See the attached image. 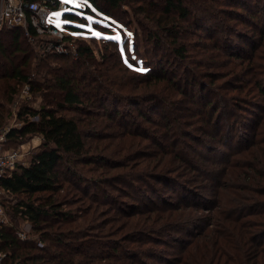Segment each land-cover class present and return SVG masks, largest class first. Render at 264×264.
Returning <instances> with one entry per match:
<instances>
[{"label": "trees", "instance_id": "16d2710c", "mask_svg": "<svg viewBox=\"0 0 264 264\" xmlns=\"http://www.w3.org/2000/svg\"><path fill=\"white\" fill-rule=\"evenodd\" d=\"M79 1L82 7L77 11L66 12L64 16L67 20L74 22L83 18L78 14L81 11L106 19L105 29L125 26L126 30L120 32V41L104 40L102 42L113 45L114 49H124L126 41L131 37L128 34L131 29L114 12L123 3V0ZM164 1L167 13L175 10L180 13L182 18L189 17L182 0ZM253 5L255 6L254 10L249 3L240 5L242 9L250 11L246 21L254 28L251 37L255 33H259L256 40L252 42L251 51L242 48L244 54L228 52L229 50L222 46L223 53L242 60H238V62L228 60L227 63L230 64H228L227 70L221 74H213L208 86L202 85L199 91L193 90L194 85L191 89H186L183 87L186 82L170 79L163 76L162 73H150V67H147L149 72L146 73L149 74L147 78L152 79L155 88L145 92L146 97L156 101L160 99L162 96L159 89L160 83L166 81L172 90L182 95L183 99L190 98L192 102L189 108L190 113L194 111V115L197 117L196 121L204 123L203 128L209 131L211 140H217L221 145L228 144L230 135H237V132H234L238 124L237 116L238 113L245 110L242 103L236 102V99L230 101L229 98L232 95L219 90L217 82L219 80L228 81L235 75L237 67H241L248 71L247 75L251 80L241 85L235 82L231 89L247 91L250 95L251 91H256L259 98L264 100V52L257 53L258 46L264 50V25H258V21L264 22V14L258 16L259 4L253 3ZM261 9L264 10V6ZM227 12L234 14L232 9ZM230 19H234V16H231ZM65 27L71 31L87 32L70 24L65 25L64 29H66ZM99 27L104 30L103 26ZM29 32L31 35H37L32 28L29 29ZM20 34H23L20 27L0 28V57L7 60L4 73L0 75V81L3 83V86L0 84V130L11 115L9 105L17 93L18 84H29L30 90L39 93L43 100L45 99V103L39 106L23 104L16 116L19 125L10 128L3 141V149L8 150L15 148L16 143H21L30 135L41 136L39 145L29 153V164L27 166L19 165L18 169L6 173L0 179V202L4 210L14 215L19 214L17 217L27 220L32 229V234H26V237L21 239L18 237L17 228L14 225L0 222V253L5 254L0 261L2 264H101L103 259L106 261L103 262L104 264H125L124 259L127 257H130L128 260L130 262H126V264H151L149 260L137 258L135 254L123 256L118 250V244H113L114 240H110V238L108 241L102 242L110 248L106 251H98L97 242L101 241L96 240V237L101 234L110 235L109 237L116 234L117 227L122 223L119 221L124 215H126V240L137 245L134 246L137 253H145L148 259L154 258L158 264H264V242H262L264 241V224L254 230L252 228L257 221L261 222L264 219V200L257 197V195L264 196V106L252 123V134L242 138V144L240 143L239 147L237 146L225 154V161L222 164H216V158L209 154H200L201 159L205 160L208 166L201 165L191 155L186 154L185 156L182 151L176 150L177 143L174 142L172 136L179 130L180 124L175 125L173 118L171 119L172 109L168 108L164 112H159L160 118L154 121L152 116H148L144 112L145 106H136L138 118H144L154 123L160 121L163 123L161 127L166 130L163 132L157 130L156 135L151 136L143 132L145 125L140 126L135 120L134 127L129 128L130 130H127L126 133L128 136L138 135L139 137L144 134L145 136L140 142H135V146L141 148L142 141L150 139L151 143L157 149L159 148L158 151L161 154L156 152L158 159L155 163L143 162L141 157L147 159L149 154L141 156L140 150L132 152L129 150L131 144L128 143L123 149L124 154L121 162L114 166L126 170L125 172L122 170L116 172L113 177L120 179L125 176L123 182L128 187L126 196L135 201V197H138L142 192L143 195L148 194V199L151 194L160 195L151 181L160 185L168 183V186H173L174 189L180 186V190H174L177 200L181 198L183 199L180 200L181 202L189 201L190 203L181 204L184 207L180 204L174 205V207L184 209H187L185 207L194 208L197 207V203L200 204L196 193V189L199 187L197 181L201 180L206 186L214 187L211 199L215 204L212 212L205 215L207 217L204 220L205 224L199 222L202 219L198 216L191 223V227L185 228V230L186 223L180 222V219H185L184 211L173 212L160 204L158 205L157 202H147L146 196H144L142 204L126 202V208H121L123 202L119 203V206L116 202L105 204L96 193L89 194L86 188L82 189L78 183L83 180L82 173L74 168L76 164L85 166L98 164L100 167H108L104 158L100 159L98 154L91 153L92 146L88 145L86 140L87 129L98 127V111L103 108V104L99 102L94 106L90 100V106L86 107L83 104V96L86 92L81 88L85 79L78 78L67 70L62 73L61 68L55 69L46 66L45 60L40 55H29L28 60L25 56L20 63L11 61V55L3 42V37L9 36L14 50L22 53ZM92 40L97 41L95 37ZM79 49L82 54H87L90 51L87 46H80ZM249 52L250 54L247 55ZM32 56L36 60V64L31 68L29 57ZM244 56L246 60L241 58ZM44 72H46V76L41 74ZM39 75H41V79L36 77ZM166 95L169 100L173 97V94ZM198 96L204 100V103L200 107H195ZM255 100L257 104L261 103L260 100ZM93 106L95 108L90 109ZM75 113L82 116H75ZM129 115L134 118L133 114ZM222 115H224L223 121L226 126L220 135L219 131L224 125L221 123L219 126ZM113 119L124 121L123 124L127 125L126 127L130 125L129 118H124L122 115L117 118L113 116ZM157 133L162 135V140L155 138ZM170 135L172 136L169 143L171 147L173 146L172 149L168 146ZM192 140H194L193 144L186 141H182L181 144L190 149L194 146L204 145L202 144L203 140L198 137H192ZM146 144L148 143L144 145ZM206 149L212 150L210 146H206ZM179 168L196 171L197 175L187 179L183 178L185 174H179ZM88 169L95 173L98 168ZM173 173L180 177L181 182H177L171 176ZM96 182L102 183L99 179L94 184H97ZM136 188L139 193L135 191ZM192 188H194L193 193H189ZM240 191H247L248 194H241ZM100 193H103V190ZM78 194H80V198H78ZM225 195H228L227 199H225ZM78 201L82 205L77 208V212H74L73 209H63L64 205L78 203ZM86 201L88 204L83 205ZM164 204L170 205L169 203ZM108 210L117 213L118 218H111L104 223L101 217L108 213ZM106 225L108 226L106 227ZM191 229L194 231H191L189 238L173 236V233L189 232ZM94 231H97V235L91 234ZM166 236L173 242H168ZM144 245H147L146 248H143ZM171 248L179 249L181 252L175 255ZM134 259H137L138 262Z\"/></svg>", "mask_w": 264, "mask_h": 264}, {"label": "rangeland", "instance_id": "374dc122", "mask_svg": "<svg viewBox=\"0 0 264 264\" xmlns=\"http://www.w3.org/2000/svg\"><path fill=\"white\" fill-rule=\"evenodd\" d=\"M182 3L186 6V11L189 13V17L185 19L182 18L178 11L173 10L167 13V11H165L164 0H123V3L116 8L114 12L116 15H119L131 29V31L128 32L131 37L126 41L124 49H114L113 45L102 43L104 40L120 41V32H122L120 31L121 26H115L109 30L105 29V25H107L106 19L81 11H79L78 14L83 18L74 21V23L77 25V28L87 32L80 30L71 31L65 27L64 34L66 35L63 38L53 36L49 33L26 36L24 34V29L21 28L23 34H20L19 41H22L20 47L22 53L14 50L9 36H4L3 42L7 46L11 55L10 60L13 62L20 63L24 60L25 56H27L28 60L29 55L37 54L43 57L46 66L48 65L55 69L61 68L62 73L67 70L70 74L74 73L78 78H84L85 81L81 84L82 90L86 92L85 96H83V104L89 107L90 100H92L94 106L99 104V102L103 104V108L98 111V127H90L87 129L86 140L88 145L91 144L92 146L91 153L98 154L100 159L104 158L108 167H100L98 164L86 166L83 164H76L74 168L82 173L83 180L78 182L82 189L86 188L89 194L96 193L105 204L116 202L119 206L123 202L121 208H126V202L142 204L144 196H146L147 202H157L158 205L160 204V206H164L166 209L173 212L184 211L186 214L185 219H180V222L186 223L184 226L185 229L190 228L191 223L196 220L198 216L202 219L199 222L205 224L204 220L207 219L205 215L207 216L212 212L215 204L213 199H211L214 187L206 186L205 183L197 177L199 180L197 181L199 187L196 189V193L198 194L197 200L200 204L197 203V207L194 208L185 207L187 209H184L174 207V205L190 203L189 201L181 202L180 200H183L181 198L177 200L174 190H180V186L174 189L173 186H168V183L160 185L155 181H151V183L154 184L153 186L158 189L157 192L160 195L151 194L148 199V194L143 195V192L139 193L138 188H136L135 191L139 193L138 197H141V199L135 197V201L126 196L128 187L123 182L125 176L120 179H115L113 177V174L116 172L120 170L125 172L126 170L114 166L121 162V158L124 154L123 149L128 143L131 144L129 150L132 152L140 150L141 156L149 154L147 159L141 157V161L143 162L149 161L155 163L158 159L156 152L161 154V152L158 151L159 148L157 149V147L151 143L150 139H144L141 148L140 146H135V142H140L143 136H145L144 134L139 137L138 135L128 136L126 133L127 130L134 127L135 120L138 121L140 126L142 124L145 125L143 132L151 136L156 135L157 130L161 132L166 130V128L164 129L161 127L163 123L160 121L154 123L144 118H138L136 106H145L144 112H146L148 116H152L151 118H153L154 121L160 118L159 112H164L168 108L172 109L173 115L170 117L171 119L173 118L172 120L175 122V125L178 123L180 124V128L176 131V134L169 136L168 146L171 149L173 147H171L169 143L172 136L174 137V142L177 143L176 150H178V152L182 151L185 156L189 154L194 157L197 163L208 166V163L201 159L200 154H209L216 158V164H222L225 161V154L231 152V149L237 147L240 143L242 144V138L249 137L252 134V123L261 113L264 100L259 98L256 91H251L253 95H250L247 91L243 92L231 89L232 84H235V82L241 85L251 80L249 75H247L248 71L241 67H237L235 75L228 81L219 80L217 82L219 90L232 95V97L229 98L230 101L236 99V102L242 103L245 110L238 113L237 116L238 124L234 129L237 135H230V137H228L230 140L227 141L228 144L221 145L217 140H211L209 131L203 128L204 123L196 121L197 117L194 115V111L190 113L189 108L192 103L190 98L186 97L183 99L182 95L172 90L166 81L160 83L159 89L162 94L160 99L156 101L151 100L150 97H146L147 95L144 93L155 88L152 84V79H148L147 76H149V74L147 75L146 73H162L163 76L170 79L186 82V84L183 85L186 89H191L194 85L193 90L199 91L202 85L208 86L213 74H221L224 70H227V66L230 64L227 63L228 60H234L236 62L242 60L223 53L221 50L222 46L229 50L228 52L244 54L241 49L244 48L245 50L251 51L252 42L256 40L259 35V33H255V35L251 37L254 33L252 31L254 28L246 21L250 15V11L242 9L240 5L249 3L250 7L254 10L255 6L253 3L259 4L258 8L260 9L258 16H261L264 14V10L261 9L262 6H264V0H182ZM231 9L234 14L227 12ZM231 16H234V19H230ZM258 25H264V22L258 21ZM99 26H103L104 30ZM93 37H95L97 41H93ZM80 46L89 47V53L82 54L79 49ZM259 52H264V50L260 49L258 46L257 53ZM249 54L250 52L247 53V55ZM241 58L246 60L245 56ZM29 62L31 68L36 64V60L33 56L29 57ZM6 63L7 60L0 57V75L4 73V66ZM148 66L150 67L149 72ZM27 71H29L28 68ZM138 73L143 76H140ZM41 74L46 76V72ZM31 76L33 77V75ZM36 77L41 79V75ZM0 84L3 86L2 81H0ZM166 94H173L172 99L169 100ZM255 99L260 100L261 103L257 104ZM44 100L39 93L30 90L29 84H18L17 93L14 95L13 102L9 105L11 115L8 117L6 124L1 130L19 125L16 116L23 104L27 103L33 106H39L45 103ZM196 100L195 107H200L204 103V100L199 96ZM94 106L90 107V109L95 108ZM191 108L193 109L194 105ZM117 113L124 118H129L130 125L128 127L123 124L124 121L120 122L113 119V116L115 118L120 116L114 115ZM129 114H133L134 118H131ZM75 116L81 117L82 115L75 113ZM223 116L224 115L220 118L221 122L219 126H221V123L224 124ZM225 126V124L222 125L219 131L220 135L223 133ZM192 137L202 139V144L204 145L194 146L190 149L184 144H181L182 141L193 144L194 140H192ZM216 137L219 136L216 135ZM155 138L162 140V135L157 133ZM177 140L181 141L178 142ZM40 142L41 136L35 134L28 136L21 143H16V147H14L31 153ZM145 143L148 144L144 145ZM206 146H210L212 150L208 151ZM88 168L98 169L97 172L93 173V171ZM209 168L211 169V167ZM82 169L87 170L83 171ZM178 172L181 175L185 174L183 178L186 179L197 175L196 171H191L186 168H179ZM97 175L99 176L96 177ZM171 176L177 182H181L180 177H178L176 173L171 174ZM98 179L102 183L96 182L97 184H94ZM102 190L103 193H100ZM193 191L194 188H192L189 193H193ZM240 192L241 194H248L247 191ZM78 196V198L81 197L80 194H78ZM224 197L227 199L228 195ZM257 197L264 200V196L257 195ZM164 203H169L170 205ZM86 204H88V201L83 205ZM81 205L82 203L78 201V203L64 205L63 209H73L74 212H77V208ZM181 206L184 207L183 205ZM2 209L3 214L0 216V220L6 225H14L17 228V235L19 233L24 235L22 237L18 235L19 238L23 239L26 237V234H32L31 226L27 220L19 219L17 217L19 214L14 215L5 211L3 207ZM107 212L108 213L101 217L104 223L111 218H118L117 213H114L112 210H108ZM119 222L122 223L117 227L118 231H116V234L113 236L111 235V237H109L110 235L101 234L96 237V240L101 241L97 242L98 251L102 252L110 248L102 243L108 241V238H110V240H114L113 244H118V250L123 256L126 254H135L137 258L147 259L151 264H158L154 258L148 259L145 253H137V250H134V246L137 245L130 240H126V215L121 217ZM262 224H264V219H262L261 222L257 221L256 225L252 227L253 230ZM107 226L108 225H106V227ZM191 231L193 232L194 230L191 229L189 232L173 233V236H184V238H189V234L192 233ZM91 234L97 235V231ZM165 238L168 242H173L171 238L169 239L167 236ZM146 246L147 245H144L143 248H146ZM182 248L184 249L185 247ZM171 250L173 249L171 248ZM173 251L175 255L181 252L179 249H174ZM129 258L130 257L124 259L125 264L126 262H130L128 261L130 260ZM134 260L138 262L137 259ZM103 262H106L105 259L101 261V264H104ZM0 263L2 264V262Z\"/></svg>", "mask_w": 264, "mask_h": 264}, {"label": "built area", "instance_id": "2783aa9c", "mask_svg": "<svg viewBox=\"0 0 264 264\" xmlns=\"http://www.w3.org/2000/svg\"><path fill=\"white\" fill-rule=\"evenodd\" d=\"M81 7L79 0H0V28L20 27L24 29L26 36H31L29 29L32 28L36 34L49 33L63 38L66 35L64 34L65 25L77 26L74 22L67 20L65 13L80 10ZM125 30V26L120 27V31ZM9 129L0 130V179L6 173L18 169L19 165L29 164V151L17 148L3 150V141ZM2 207L0 202V216L3 214ZM18 235L24 236L20 233ZM4 255L0 253V261Z\"/></svg>", "mask_w": 264, "mask_h": 264}, {"label": "crops", "instance_id": "0c3cea01", "mask_svg": "<svg viewBox=\"0 0 264 264\" xmlns=\"http://www.w3.org/2000/svg\"><path fill=\"white\" fill-rule=\"evenodd\" d=\"M34 146H35V145H34ZM3 150H4V149H3ZM3 150H2V151H3ZM28 156H29V155H28Z\"/></svg>", "mask_w": 264, "mask_h": 264}]
</instances>
